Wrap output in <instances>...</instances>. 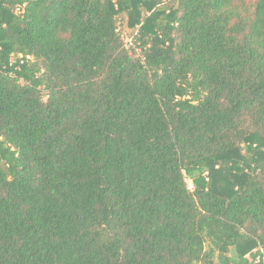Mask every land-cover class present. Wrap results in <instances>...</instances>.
I'll return each instance as SVG.
<instances>
[{
    "label": "trees",
    "instance_id": "16d2710c",
    "mask_svg": "<svg viewBox=\"0 0 264 264\" xmlns=\"http://www.w3.org/2000/svg\"><path fill=\"white\" fill-rule=\"evenodd\" d=\"M215 256L264 264V0H0V264Z\"/></svg>",
    "mask_w": 264,
    "mask_h": 264
},
{
    "label": "rangeland",
    "instance_id": "374dc122",
    "mask_svg": "<svg viewBox=\"0 0 264 264\" xmlns=\"http://www.w3.org/2000/svg\"><path fill=\"white\" fill-rule=\"evenodd\" d=\"M121 22H122V21H121ZM126 35L128 36V32H127V34H126ZM188 186H189V189H191V188H190V186H191V185H190V183H189V182H188ZM216 256H217V254H216ZM216 256L213 258L212 264H217V263H218V259H217V257H216Z\"/></svg>",
    "mask_w": 264,
    "mask_h": 264
},
{
    "label": "built area",
    "instance_id": "2783aa9c",
    "mask_svg": "<svg viewBox=\"0 0 264 264\" xmlns=\"http://www.w3.org/2000/svg\"><path fill=\"white\" fill-rule=\"evenodd\" d=\"M190 188H192V187L190 186Z\"/></svg>",
    "mask_w": 264,
    "mask_h": 264
}]
</instances>
